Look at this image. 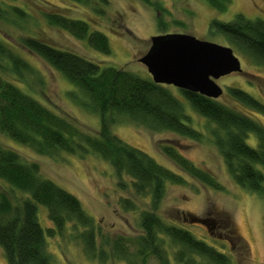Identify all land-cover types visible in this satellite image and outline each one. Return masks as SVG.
Segmentation results:
<instances>
[{
	"label": "trees",
	"instance_id": "1",
	"mask_svg": "<svg viewBox=\"0 0 264 264\" xmlns=\"http://www.w3.org/2000/svg\"><path fill=\"white\" fill-rule=\"evenodd\" d=\"M142 1L159 7L151 0ZM205 1L219 11H224L229 2ZM47 7L50 9L42 15L48 25L86 40L103 54L110 53L109 40L102 31L91 30L87 21L58 11L68 7L55 3ZM11 16L21 20L27 14L20 7L0 1V19L9 20ZM163 23L159 18V24ZM209 31L220 34L264 67L263 18L251 19L236 13L227 21L211 19ZM20 41L76 87L84 100L75 98L84 108L98 113L101 125L95 134L83 129L74 119L50 109L0 73V132L38 154L64 151L79 157L89 153L97 155L113 167L120 185L127 181L135 195L149 198L150 209L140 212V233L132 237L117 236L97 245L93 217L85 211L79 198L45 177L37 162L28 161L16 150L0 144V247L7 264H52L46 249L47 237L61 235L69 228L81 238L86 254L102 261L112 257L127 264H135L136 259L141 264H147L150 259L157 264H238L241 251L249 254L247 242L238 232L231 214L224 209L210 206L205 210L209 227L191 222L190 214L195 213L189 211H180L179 221L178 208H171L169 217L161 216L158 210L168 185L184 184L186 178L123 141L112 131V126L127 121L152 131H172L198 142L208 133L233 181L245 190L264 196V126L249 114L264 115L262 101L236 86H227L225 90L233 103L177 88L194 112L207 120V131L203 132L190 124L191 116L170 85L155 83L150 76L143 78L122 67L100 65L39 37L25 35ZM0 72L21 79L26 73H32L31 66L2 38ZM70 94L73 96L74 92ZM251 134L256 138L255 146L247 142ZM157 147L187 175L211 189H223L216 177L193 163L175 140L161 141ZM120 203L124 209L136 208L128 198L121 199ZM39 206L46 208L51 227L40 223ZM187 225L204 226L209 233L220 229L222 238L216 234L213 243H209ZM130 247L134 250L130 251Z\"/></svg>",
	"mask_w": 264,
	"mask_h": 264
},
{
	"label": "rangeland",
	"instance_id": "2",
	"mask_svg": "<svg viewBox=\"0 0 264 264\" xmlns=\"http://www.w3.org/2000/svg\"><path fill=\"white\" fill-rule=\"evenodd\" d=\"M3 1L20 7L27 14L21 20L12 16L9 20L0 19V38L31 66L32 73H26L22 79L17 75L0 73L25 93L35 97L55 112L74 119L79 126L91 133L95 134L99 131L101 124L98 113L81 106L75 97L81 100L84 98L76 92V87L38 55L23 47L21 37L25 35L39 37L55 47L73 51L100 65L122 67L143 78H148L149 72L138 59L149 48L150 36L167 32L189 33L201 39L232 47L234 54L240 60L242 69L240 72L216 80L223 89V94L217 98L218 100L233 103V100L225 95V90L227 86H236L248 91L264 103V67L253 62L220 34L209 31L211 19L227 21L236 13L251 19L257 17L264 19V0H229L224 11L214 9L205 0H151L159 7L148 5L142 0ZM50 3L68 7L58 11L67 13L69 17L87 21L91 30L102 31L109 40L110 53L103 54L91 47L86 40H80L66 30L48 25L42 12L50 9L47 7ZM159 18L164 22L162 25L159 24ZM170 86L183 102L185 111L191 116L190 124L206 132L207 120L194 112L176 87ZM70 92H74L73 96ZM249 114L264 126V115L254 112ZM112 131L126 143L152 155L161 164L186 178L187 182L184 184L168 185L158 210L161 216L169 217L171 208H178V213L189 211L201 217L206 216L205 210L210 206L224 209L233 217L238 232L249 247V254L244 250L241 251L238 264H264V196L245 190L233 181L208 133L198 142L187 140L172 131H152L127 121L114 124ZM167 140H175L182 152L193 163L208 169L223 189H211L183 172L158 149L157 144ZM247 142L255 146V136L251 134ZM0 144L16 150L28 161L37 162L45 177L79 198L85 211L93 217L97 245L117 236L132 237L141 232L139 216L141 211L150 209L149 198L135 195L127 181L124 185H120L113 167L107 161L92 153L84 157L64 151L53 155L38 154L1 132ZM124 198L132 200L136 208L124 209L120 203ZM38 219L43 227L52 226L47 217V210L43 206L38 208ZM178 220L181 221L180 213ZM187 228L209 243H213L212 238L216 237V234L223 233L220 229H212L209 233L200 225H187ZM219 238H222L221 234ZM215 244L218 246L219 243ZM46 249L52 264H127L124 260L112 257L103 261L98 257H89L84 251L81 238L76 236L72 228L66 229L61 235L47 237ZM129 250L133 251L134 248L130 247ZM0 264H7L1 247ZM135 264L141 263L136 259ZM147 264L157 263L154 259H150Z\"/></svg>",
	"mask_w": 264,
	"mask_h": 264
},
{
	"label": "water",
	"instance_id": "3",
	"mask_svg": "<svg viewBox=\"0 0 264 264\" xmlns=\"http://www.w3.org/2000/svg\"><path fill=\"white\" fill-rule=\"evenodd\" d=\"M149 39V48L138 60L155 83L217 99L223 89L216 80L242 70L239 58L228 45L183 32L159 33ZM190 217L191 222L209 227L208 219L196 214Z\"/></svg>",
	"mask_w": 264,
	"mask_h": 264
}]
</instances>
